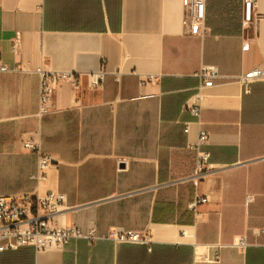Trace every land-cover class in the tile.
Instances as JSON below:
<instances>
[{
  "label": "crops",
  "instance_id": "0c3cea01",
  "mask_svg": "<svg viewBox=\"0 0 264 264\" xmlns=\"http://www.w3.org/2000/svg\"><path fill=\"white\" fill-rule=\"evenodd\" d=\"M218 1L203 31L185 24V0H0V59L13 70L0 73V194L37 189V155L21 147L40 140L54 164L39 189L66 195L54 220L98 236L5 250L0 264H264V80L239 79L264 65V0L252 25L240 0L223 28ZM207 67L220 76L199 99ZM39 68L80 79L59 82L45 113ZM200 129L212 171L195 182ZM115 228L152 243H115Z\"/></svg>",
  "mask_w": 264,
  "mask_h": 264
},
{
  "label": "built area",
  "instance_id": "2783aa9c",
  "mask_svg": "<svg viewBox=\"0 0 264 264\" xmlns=\"http://www.w3.org/2000/svg\"><path fill=\"white\" fill-rule=\"evenodd\" d=\"M185 24L190 27H200L206 29L207 0H185ZM255 0H244V15L242 19L243 27L254 23L252 8ZM13 71L9 65L0 59V73ZM40 76V113L49 112L51 100L55 86L62 81H69L75 87L79 84V75L70 72H53L42 68L37 70ZM105 71L89 76L92 87H98L105 79ZM219 73L213 68H204L201 72V85L197 96L200 99L204 88L213 86L214 80L219 77ZM244 84H251L256 81L264 80V65H258L246 71L239 77ZM156 77L148 75L140 81L141 85L154 83ZM188 111L196 118V122L202 125V108L199 102L188 104ZM186 133L190 131L189 125L184 129ZM209 141V132L200 129L198 140L191 145L196 151V167L193 178L198 182L202 177L212 171L210 167V152L203 149ZM22 150L32 152L37 155L38 164L34 179L38 187L33 192L20 195H1L0 194V252L5 250H15L25 245H32L38 251L48 249H64L74 240L86 239L94 243L98 236L96 229L90 228L88 232L77 226H62L57 222L55 216L65 205L66 195L58 191H45L39 189L40 184L48 177V169L54 164L51 154L43 150L40 140L27 139L22 141ZM205 197H198L191 201L189 208L197 211L201 203L206 202ZM264 233V229H263ZM109 238L115 243H135L151 245L152 238L146 231L126 230L115 228L111 231ZM237 246H246L245 237H242Z\"/></svg>",
  "mask_w": 264,
  "mask_h": 264
},
{
  "label": "rangeland",
  "instance_id": "374dc122",
  "mask_svg": "<svg viewBox=\"0 0 264 264\" xmlns=\"http://www.w3.org/2000/svg\"><path fill=\"white\" fill-rule=\"evenodd\" d=\"M225 1H226V3H224L220 0V1H218L217 5H216L219 14H221L220 18H218V23L220 24L221 28H223V25H227V24H225L224 20L226 18L231 19L230 15L237 8V6L240 2V0H225ZM223 14H224V16H223Z\"/></svg>",
  "mask_w": 264,
  "mask_h": 264
}]
</instances>
